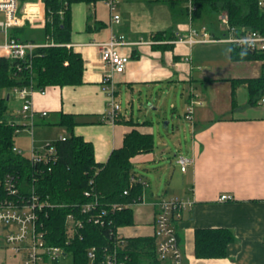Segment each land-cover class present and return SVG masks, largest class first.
<instances>
[{
  "label": "crops",
  "instance_id": "0c3cea01",
  "mask_svg": "<svg viewBox=\"0 0 264 264\" xmlns=\"http://www.w3.org/2000/svg\"><path fill=\"white\" fill-rule=\"evenodd\" d=\"M17 4L21 23L10 31L11 36L21 42L45 44L42 0H17ZM193 12L189 16L183 0H120L115 7L119 22L113 23L104 1L71 4L69 47L82 59V83L50 87L43 95H33L36 118L32 138L29 135V152L32 142L36 147L34 128L52 141L69 137L66 128L59 125L66 115L74 121L72 134L90 143L95 162L105 164L132 129L152 133L150 122L134 120V97L150 99L155 90L181 84L186 88L182 97L185 109L192 100L201 103L194 106L192 120H188L190 142L185 152L179 153L192 163L182 172L175 161L173 172L164 181V150L133 157L132 166L149 164L150 171H161L162 176L155 187L138 176L145 183V202L133 207L147 210H138L141 222L137 230L131 229L133 223L121 227L120 232L131 238L151 237L154 202L160 198L186 199L191 206L175 223L184 264H264V107L249 104L246 84H236L233 93L231 85L233 80L259 77L263 67L260 61L232 60L231 46L226 43L175 42L187 34L190 26L204 28L215 38L223 34L219 16L225 12H215L210 7L194 16ZM111 33L122 35L128 43L119 48L128 57L125 70L113 78L120 105L114 121L106 114L107 99L95 46L108 40ZM41 112L46 115L40 116ZM130 120L138 125L126 124ZM53 130H58L56 137L50 135ZM221 195H229L231 200L219 201ZM200 229H225L231 233L233 241L224 258L194 256V232ZM0 236L3 238L2 231ZM3 244L0 237V264H23L20 257L8 251L15 259L9 258Z\"/></svg>",
  "mask_w": 264,
  "mask_h": 264
},
{
  "label": "trees",
  "instance_id": "16d2710c",
  "mask_svg": "<svg viewBox=\"0 0 264 264\" xmlns=\"http://www.w3.org/2000/svg\"><path fill=\"white\" fill-rule=\"evenodd\" d=\"M104 0H42L45 24L44 42L51 41L54 46H42L34 51L30 68L26 61L0 58V91L10 93L13 87L32 85L35 89L50 87L78 86L82 83L83 62L79 54L70 47L71 17L70 6L73 3L94 4ZM195 11L210 7L215 12H225L229 24L238 29L262 30L264 18L256 6V0H193ZM15 36V35H13ZM16 38V36H15ZM231 59L234 61H261L263 54H251L245 50L231 47ZM21 70L16 72V65ZM262 74L254 79L231 81L232 93L236 84H246L249 104L256 105L264 90V65ZM8 96V95H7ZM6 97L0 96V181L6 174H12L22 182H30L35 171L34 166L22 154L15 153V130L18 127L6 119L8 105ZM234 100V99H233ZM130 126L138 125L127 121ZM146 124V123H142ZM60 126L70 133L64 141L56 140L54 147L57 160L45 166L37 177L35 187L39 197L47 198L57 205L47 211L45 219L48 241L51 245L64 248L73 257V264H87L86 249L107 242L106 229L86 224L81 231V239L76 237L65 245V217L73 212L72 207L81 206L89 201L83 193L91 187L99 196V205L127 204L136 200L142 191L140 184L130 186L133 174L131 159L139 154L153 151L154 139L150 133H141L132 129L124 136L122 146L113 150L105 164L94 160L93 147L81 137L72 134L74 121L71 116L63 115ZM43 169V167H42ZM97 174L95 175L96 171ZM93 179L91 186L89 181ZM127 191L124 195L123 192ZM62 207H59V206ZM77 214V212H76ZM114 226H132L133 210L124 209L109 217ZM134 264L148 260L153 255L152 237L130 238ZM233 237L225 229H200L194 232V256L199 259H220L225 257L227 246Z\"/></svg>",
  "mask_w": 264,
  "mask_h": 264
},
{
  "label": "built area",
  "instance_id": "2783aa9c",
  "mask_svg": "<svg viewBox=\"0 0 264 264\" xmlns=\"http://www.w3.org/2000/svg\"><path fill=\"white\" fill-rule=\"evenodd\" d=\"M120 0H104L106 7L111 13V22L118 23L119 15L115 14L116 4ZM256 6L264 18V0H256ZM189 16L195 10L192 0L187 3ZM21 17L18 16L17 0H0V58L9 60L26 61L29 69L34 51L42 46H54L47 40L43 45H36L30 42H21L11 36L10 31L19 27ZM219 24L223 34L215 38L204 28L189 27L187 34L177 39L178 43L188 45L205 43H226L231 47L245 50L251 54L264 55V27L262 30L238 29L229 24L226 13L219 16ZM124 37L111 33L108 40L96 43L99 53V62L102 69V84L104 86L107 103V116L111 121L118 117L120 105L115 97L114 75L124 72L128 57L119 52V48L126 46ZM69 47V45H67ZM264 65V59L260 61ZM16 72L21 70L16 65ZM20 100L18 121L11 120L18 127L15 135L22 131L27 132L31 138L35 126L36 112L33 108V95H43L45 89H35L32 85L13 87L10 90ZM198 100H192L187 108L186 119L191 121L194 106L200 105ZM258 105L264 107V90L258 100ZM41 112L40 116H45ZM58 140L64 141L65 137ZM32 142V140H31ZM54 142H47L42 147L30 146L29 162L34 166L32 180L21 182L18 177L6 174L0 181V228L3 241L8 251L20 257L23 264H58L61 257L67 254L63 247L51 245L47 239L45 219L47 211L57 205L50 203L47 198L39 197L35 182L45 166L56 162V150ZM15 153L21 151L13 147ZM176 163L182 172L192 163L184 156H177ZM43 167V169H42ZM50 171V167L47 168ZM99 170L96 171L95 175ZM94 180L89 184L92 186ZM138 183L142 187L141 195L127 204H110L108 207L99 205V196L93 187L85 191L83 196L89 201L81 206L72 207L73 212L65 217V245H68L76 237L81 239V231L86 224L93 225L100 229H106L107 242L102 245H94L86 249L87 264H134L131 255L135 249L130 244V238L120 232V227L114 226L109 217L124 209H132L135 205L145 202V183L136 175L130 177V186ZM124 195L127 191L123 192ZM229 195H221L219 201H229ZM154 217L152 221L153 255L150 259L140 264H184L183 255L179 246L175 223L180 220L184 210L191 206V202L180 198H160L154 202ZM59 207H62L61 205ZM77 212V214H76Z\"/></svg>",
  "mask_w": 264,
  "mask_h": 264
},
{
  "label": "rangeland",
  "instance_id": "374dc122",
  "mask_svg": "<svg viewBox=\"0 0 264 264\" xmlns=\"http://www.w3.org/2000/svg\"><path fill=\"white\" fill-rule=\"evenodd\" d=\"M187 3L189 0H183ZM217 19H218V15ZM1 40V39H0ZM175 88L171 89H161L155 90L154 97L149 99L144 96H135L133 104V118L134 120L138 119L141 122L148 121L152 124V135L154 139V152L159 154L161 150H164V165L166 167L167 175L163 177V180H166V177L173 172L175 167V161L180 152H185L186 144L190 142L191 138V128L190 122L186 119L187 109L184 106L183 98L186 92V88L181 84L174 86ZM165 91V92H164ZM157 92V93H156ZM161 92H164L162 94ZM156 94V97H155ZM9 95V100L7 101L8 110L6 114L7 120H16L18 121L17 110L20 108V100H18L12 93H7L0 91V96L6 97ZM123 109L126 108L125 96L122 97ZM151 104V106H149ZM156 109L153 110L152 108ZM15 115H17L15 119ZM51 132V131H50ZM53 134V135H52ZM58 130H53L50 133L51 136L56 137ZM34 140L37 148L42 147L45 143L51 142V138H43V134L39 135L37 128H34ZM41 140V141H39ZM44 143H39L43 142ZM47 141V142H45ZM14 144L17 148H20L22 156L29 159V134L27 132H20L14 137ZM180 145V147H179ZM134 175L142 177L144 181L149 182L150 185L153 184V187L157 186L158 179L161 178L162 173H156V171H150L149 164L133 163ZM163 164V162L161 163ZM169 173V174H168ZM163 181V182H164ZM164 186V185H163ZM138 210H147L146 207H133L134 213V225L131 228L135 230L140 224V215L137 214ZM1 229V228H0ZM137 230V229H136ZM1 232V230H0ZM133 232V231H132ZM1 239L2 236H0ZM7 255L9 258H13L12 255L6 249ZM15 259V258H13ZM17 259V258H16ZM19 263V262H18ZM21 264V263H20ZM58 264H73V257L70 254L60 258Z\"/></svg>",
  "mask_w": 264,
  "mask_h": 264
},
{
  "label": "water",
  "instance_id": "95a60500",
  "mask_svg": "<svg viewBox=\"0 0 264 264\" xmlns=\"http://www.w3.org/2000/svg\"><path fill=\"white\" fill-rule=\"evenodd\" d=\"M7 99H8V96H7Z\"/></svg>",
  "mask_w": 264,
  "mask_h": 264
}]
</instances>
